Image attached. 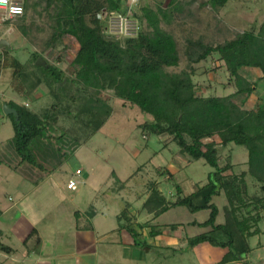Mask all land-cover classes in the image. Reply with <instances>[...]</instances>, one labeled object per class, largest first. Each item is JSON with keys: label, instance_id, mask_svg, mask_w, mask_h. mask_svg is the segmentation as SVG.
Wrapping results in <instances>:
<instances>
[{"label": "trees", "instance_id": "obj_1", "mask_svg": "<svg viewBox=\"0 0 264 264\" xmlns=\"http://www.w3.org/2000/svg\"><path fill=\"white\" fill-rule=\"evenodd\" d=\"M229 1L208 0V4L223 9ZM52 6L56 9L55 26L49 42L69 36L78 45L71 62V76L47 61L45 66H37L36 61L42 56L36 53L33 54V70L37 69L40 76L34 74L36 70H27L19 60H10L9 48L0 53V76L3 69H13V77L18 78L29 93L46 82L53 100L50 110L41 119L18 112L19 121H16L11 115L20 164L34 163V142L44 138L46 129L59 128L61 116L71 118L82 131L83 136H77V142L97 134L113 115L109 100L101 96L111 91L124 105L138 107L146 116L140 125L144 133L169 136L188 161L204 160L214 169L208 183L190 195L186 196L181 185L175 184L174 202L167 200L158 183H152L141 210L155 218L172 208L183 207L192 214L207 211V220L191 224L209 230L188 237V246L209 244L220 248L225 251L220 264L246 261L253 249L252 238L264 235L260 227L264 222V99H258L253 107L246 106L258 86L264 84V20L259 26L256 23L235 39L217 46L202 40H188L189 69L176 73L169 69L180 65L177 43L161 26L162 21L171 22V9H180L176 7V0L170 1L168 9L144 7L141 15L130 6L129 0H48L47 8ZM114 16L137 20L135 35L110 34L109 20ZM21 18L24 20L25 12ZM144 22L151 30L143 28ZM214 55L218 56V67L225 69L229 76L228 84L235 88L229 95L205 96L194 81V65ZM63 82L65 85L59 87ZM241 96L245 99L239 104L237 99ZM229 144L247 149V171L234 174L230 162L220 165V151ZM2 164L0 160V167ZM157 170L168 181L173 179L169 170ZM248 176L258 186V193L251 194ZM113 178L117 191L126 187L127 183H121L115 173ZM222 195L227 204L220 209L214 199ZM221 213L223 219L219 223ZM76 215L81 214L76 212ZM117 219L119 230L130 233L135 244L141 246L143 242L139 241L140 234L135 230L138 228L143 234L147 225L135 221L128 205ZM176 226L170 225L172 229ZM161 227L165 225L151 226V234L161 232ZM85 228L92 226L88 223Z\"/></svg>", "mask_w": 264, "mask_h": 264}, {"label": "rangeland", "instance_id": "obj_2", "mask_svg": "<svg viewBox=\"0 0 264 264\" xmlns=\"http://www.w3.org/2000/svg\"><path fill=\"white\" fill-rule=\"evenodd\" d=\"M170 1L140 0L133 8L141 15L144 7L157 10L161 6L163 9H168ZM24 5H26L24 20L19 18L13 22H2L0 17V42L5 40L10 44L9 59L19 60L27 70L31 71L33 54L36 53L71 76L73 73L71 62L78 50L77 42L69 36L49 42L55 26V6L48 9V0H24ZM176 7L180 9L170 10L171 22L162 21L161 24L177 43L180 65L169 69L176 73L189 69L190 64L186 56L188 40H202L205 44L217 46L235 39L237 35L250 30L256 23L259 26L264 20V0H230L223 9L214 8L208 4V0H176ZM131 25L137 29V20L133 19ZM142 26L151 30L146 22ZM4 48L7 47L0 48V53ZM217 59L218 56L214 55L207 61L194 65L196 69L194 81L201 87L205 96L221 97L235 91V88L228 84L229 76L225 69L218 67ZM35 70L34 74L40 76V72L37 69L33 71ZM48 81H50L49 77ZM64 85L65 82L62 86ZM261 85L264 86L263 83ZM224 86L227 89H223ZM101 96L109 100L113 115L97 134L77 142L76 137L79 135L82 137V131L75 127L71 118L61 116L58 122L59 128L46 129L44 138L34 142L32 147L34 163L25 162L20 165L21 158L13 141L14 128L11 115L6 112L5 107L22 112L28 117L41 119L42 115L50 110L53 100L46 82L29 93L20 80L13 77V69L1 71L0 160L3 165L0 167V210L2 211L0 222L17 218L23 212L20 207L19 213L15 210L13 213L6 211V208L12 209L18 203L19 190H23L24 196L27 197L24 208L26 213L30 212V207L41 213H49L50 210L52 213L55 207L70 208L71 200L63 198L61 193L56 191L57 187L65 191L70 180L78 182V191L73 195H79L74 201L78 210L87 209L91 212L93 205L98 210L104 207L103 196L108 192L107 189L118 188L114 185L113 173H115L121 183L127 184L125 191L120 195L113 193L111 204H114V207L117 204L119 207L120 203L125 206L130 202L134 211L140 213L138 219L142 222L149 219V215L141 209L148 198L146 192L150 191L152 183H158L164 196L171 202L175 201V184L181 185L187 196L208 183L209 174L214 169L204 160L188 161L180 151V147L167 135L158 137L144 133L140 125L146 120V116L138 107L124 105L123 101L117 99L111 91L103 92ZM258 97H250L247 108L253 107ZM244 99L245 96H241L237 102L242 104ZM65 131L69 132L62 136ZM220 155V165L224 166L230 162L234 167V174L247 171L248 151L245 147L229 144L221 149ZM158 168L169 170L173 174V179L168 181L165 175L158 172ZM77 169L82 172L79 176L76 174ZM247 180L251 194L258 193L255 181L249 176ZM214 203L220 209L227 204L224 195L215 198ZM122 210L120 209L119 212ZM150 219L152 226L165 225L170 228V224L177 225L176 229L187 230L189 236H194V232L197 235L209 230V228H188L189 223L207 220V211L192 214L183 207L172 208L160 218L152 216ZM222 219L221 213L218 222L221 223ZM100 220L103 218L100 217ZM107 220L113 222L116 219L113 216L110 218L109 215ZM260 227L264 231V222L260 223ZM135 231L140 234L139 241L147 243L145 241L147 237H144L138 228ZM126 232L123 233L124 237ZM131 237L127 238L135 242L134 237L132 235ZM129 240L124 241V244H130ZM126 244L121 248L125 252V259L119 260L122 264H220L225 254L220 248L201 244L194 248L187 246L184 250L180 248L166 250L167 252H163L161 257L154 254L148 256L143 250ZM251 245L253 248L251 253L246 261L240 263L264 264V235L252 238Z\"/></svg>", "mask_w": 264, "mask_h": 264}, {"label": "crops", "instance_id": "obj_3", "mask_svg": "<svg viewBox=\"0 0 264 264\" xmlns=\"http://www.w3.org/2000/svg\"><path fill=\"white\" fill-rule=\"evenodd\" d=\"M260 86L253 96L264 99V93H262L264 86L261 84ZM10 172L12 174V171ZM125 189L126 187L120 192L115 188L107 189L108 192H105L103 196L104 207L98 210L93 205L89 212L87 209L78 210L74 203L79 197V195L73 196L78 188L72 191L66 187L65 191H62V188L57 187L56 191L61 193L63 198L71 200L70 208L57 209L55 207L52 213L51 210L49 213L36 212L34 207H30V212H24L27 197L24 196L23 190H19L18 203L12 209L6 208V211L8 213H13V210L18 212L20 207L23 212L17 218L0 222V264H122L119 260L125 259V252L121 248H124L126 244L124 241L129 240L127 237H132L127 232L125 237L123 236L125 230H119L117 217L121 213L120 209L124 210L127 205L135 221L147 225L143 230L147 243L144 242L140 246L130 239L131 241H128L130 244L126 245L141 249L148 256L154 254L161 257L163 252H167L166 250L171 251L177 248L184 250L188 246V237L200 234L195 235L194 232V236H189L187 230L172 229L166 226L161 228V232L152 235V220L150 219L152 215L148 214L149 219L142 222L138 219L140 213L134 211L130 202L125 206L120 203L119 207L117 204L116 207L111 204L114 198L113 193L120 195ZM146 193V196H149V192ZM76 212H80L81 215L77 217ZM109 215L110 218L113 216L116 220L108 221ZM100 217L103 220H100ZM88 223L91 224V229L85 228ZM189 227L196 228L197 226L189 223Z\"/></svg>", "mask_w": 264, "mask_h": 264}, {"label": "built area", "instance_id": "obj_4", "mask_svg": "<svg viewBox=\"0 0 264 264\" xmlns=\"http://www.w3.org/2000/svg\"><path fill=\"white\" fill-rule=\"evenodd\" d=\"M130 6H135L139 3V0H129ZM15 9H20V12H16ZM24 0H6L5 3L0 4V17L2 22L15 21L24 15ZM132 19L128 16H114L109 20V32L112 35H124L131 37L135 35L136 28L132 25ZM81 171H76V174L81 175ZM69 190L76 191L78 188V182L70 180L67 185Z\"/></svg>", "mask_w": 264, "mask_h": 264}, {"label": "water", "instance_id": "obj_5", "mask_svg": "<svg viewBox=\"0 0 264 264\" xmlns=\"http://www.w3.org/2000/svg\"><path fill=\"white\" fill-rule=\"evenodd\" d=\"M7 47V48H10V44L7 42V41H5V40H1V42H0V48H2V47ZM37 66H45V60L43 59V58H39L38 60H37ZM64 84V82L63 83H61L60 85H59V87H61L62 85ZM5 110H6V112L9 114V115H13V116H15V118H16V121H19V114H18V112L16 111V110H14V109H11V108H9V107H5Z\"/></svg>", "mask_w": 264, "mask_h": 264}, {"label": "clouds", "instance_id": "obj_6", "mask_svg": "<svg viewBox=\"0 0 264 264\" xmlns=\"http://www.w3.org/2000/svg\"><path fill=\"white\" fill-rule=\"evenodd\" d=\"M6 2V0H0V4H3V3H5ZM15 11L16 12H20L21 10L20 9H15Z\"/></svg>", "mask_w": 264, "mask_h": 264}]
</instances>
